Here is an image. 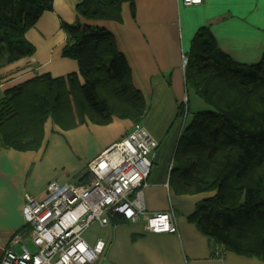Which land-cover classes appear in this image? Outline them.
<instances>
[{
  "label": "crops",
  "instance_id": "crops-1",
  "mask_svg": "<svg viewBox=\"0 0 264 264\" xmlns=\"http://www.w3.org/2000/svg\"><path fill=\"white\" fill-rule=\"evenodd\" d=\"M82 1L53 0L52 10L43 13L25 33L33 53L2 63L0 92L36 76L79 74L77 62L62 56L66 43L63 23L71 25L79 20L114 37L130 68L132 85L148 107L141 126L158 142L143 189L145 208L148 213L172 210L177 233L154 234L146 230L143 220L130 223L111 217L110 224L101 227L98 239L105 243V249L95 264H262L229 251H222L220 257L213 254L208 238L188 220L197 204L212 194H176L170 187L169 168L183 126L188 123L183 124L179 115L181 103L186 99L189 104L181 56L189 53L197 31L207 28L217 48L231 60L243 65L258 63L264 56V0H203L192 7L183 6L180 0H133L134 14L129 3L122 4L121 22L79 18L76 7ZM133 127L131 121L118 118L106 125L87 119L64 130L48 119L37 150L0 147V260L15 235L32 247L21 215L24 195L41 200L50 182L80 183L88 163ZM10 249L21 253L19 244Z\"/></svg>",
  "mask_w": 264,
  "mask_h": 264
},
{
  "label": "trees",
  "instance_id": "trees-1",
  "mask_svg": "<svg viewBox=\"0 0 264 264\" xmlns=\"http://www.w3.org/2000/svg\"><path fill=\"white\" fill-rule=\"evenodd\" d=\"M123 3L134 14L133 0H83L76 11L87 21L121 22ZM52 4L0 0V67L33 53L25 33ZM62 27V56L77 62L79 74L36 76L0 92V147L37 150L48 119L65 130L87 119L96 125L113 118L141 125L147 115L112 34L79 20ZM186 57V90L211 110L192 113L184 124L170 187L178 195L212 194L188 220L208 238L214 255L229 251L264 264V56L253 65L234 62L217 48L211 31L201 28ZM184 109L179 108L181 117H187ZM87 178L88 173L80 183Z\"/></svg>",
  "mask_w": 264,
  "mask_h": 264
},
{
  "label": "built area",
  "instance_id": "built-area-1",
  "mask_svg": "<svg viewBox=\"0 0 264 264\" xmlns=\"http://www.w3.org/2000/svg\"><path fill=\"white\" fill-rule=\"evenodd\" d=\"M180 2L192 7L201 5L203 0ZM187 63V57L182 55L183 70ZM157 147L158 142L143 126L134 125L128 134L88 163L86 182H50L41 200L25 194L21 215L33 249L15 235L3 250L0 264H95L105 243L97 239L90 245L83 234L94 223L108 226L114 216L130 223L143 220L146 230L154 234H176L172 210L148 213L144 204L143 189ZM18 244L20 254L10 249Z\"/></svg>",
  "mask_w": 264,
  "mask_h": 264
},
{
  "label": "rangeland",
  "instance_id": "rangeland-1",
  "mask_svg": "<svg viewBox=\"0 0 264 264\" xmlns=\"http://www.w3.org/2000/svg\"><path fill=\"white\" fill-rule=\"evenodd\" d=\"M84 20V19H83ZM87 21V20H86ZM81 83H83L81 81ZM187 96H188V99H189V104L186 102V99L184 100L183 103H181V106L184 109V112H185V115H187V117L185 116H182V121H183V124L186 122V121H189L190 118H191V115L192 113L194 112H197V111H210L211 108L210 106H208L207 104H205L198 96L195 95L194 91L190 88H188V91H187ZM1 95V94H0ZM185 117V118H184ZM175 127V126H174ZM162 150L166 149V148H161ZM158 159H159V152H158ZM174 156L172 155L171 158H173ZM171 164L173 165V159H172V162ZM101 227H99L97 225V223H94L90 226V228L83 234V238L89 243V244H93L95 240H97L98 238H100L101 236ZM29 248L30 249H33V247H31L29 245ZM261 263L263 264V262L261 261Z\"/></svg>",
  "mask_w": 264,
  "mask_h": 264
},
{
  "label": "snow or ice",
  "instance_id": "snow-or-ice-1",
  "mask_svg": "<svg viewBox=\"0 0 264 264\" xmlns=\"http://www.w3.org/2000/svg\"><path fill=\"white\" fill-rule=\"evenodd\" d=\"M196 2H199V0H196Z\"/></svg>",
  "mask_w": 264,
  "mask_h": 264
}]
</instances>
